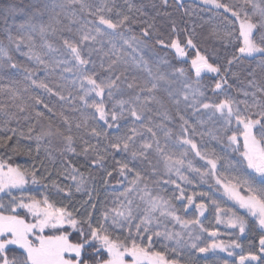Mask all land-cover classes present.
<instances>
[{"label":"snow or ice","instance_id":"obj_1","mask_svg":"<svg viewBox=\"0 0 264 264\" xmlns=\"http://www.w3.org/2000/svg\"><path fill=\"white\" fill-rule=\"evenodd\" d=\"M164 3L167 4V0ZM177 3L183 6L182 0H177ZM200 3L204 6L201 11L213 13L206 23H214L217 16L220 18L219 24L223 26L220 38L226 47L231 46L233 49L225 65L219 64L213 58L214 54L201 51L194 29L187 34L184 47H181L179 40L166 44L158 36L155 38L156 44L171 47L184 58L179 61L180 64L187 63L188 53L185 49H194L190 64L195 78L184 67L156 56L151 44L153 26L147 20L129 15L133 9L141 16L146 15L130 0L128 12L116 10L115 0L111 5L102 3L99 7L85 4L82 0H46L42 7H36L25 21L17 25L15 36L10 29H5L9 48L15 45L17 52L29 60L35 58L45 68L48 64L34 51L36 44L32 37L39 35L44 40L43 46L57 54L51 62L56 66L62 65V73L71 74L61 76L68 83L59 85L55 91L44 83L37 86L45 88L61 102H73V111L79 112L81 116L75 128H83L90 138L79 136L82 145L78 152L72 135L73 125L67 118L62 121L65 126L63 131L59 127L53 131L51 123L45 129L44 126L37 128L36 124L29 122L24 125L27 132L8 127L7 132L12 135L0 136V147L17 135L24 140L34 141V147L29 143L21 148L17 140L13 151H23L30 156L35 151L36 159H39L41 152L53 158V139L63 141L59 159L63 165L64 178L75 182L76 193L87 196V199L82 198L80 204L84 211L74 216L64 206L54 207L50 202L51 189H55L56 195L63 194V198L69 201L73 199L74 193L71 185L59 187L52 172L43 163L41 168L44 171L41 172L35 166L21 170L0 162V193L9 189L7 195L12 198L9 210L15 212L16 208L26 209L35 218L34 223H26L18 214H0V264H125L126 255L133 258V264H143L145 260L150 264H199L197 254H200L204 264H230L219 257L210 260L208 254L214 255L216 250L226 252L229 257L237 256L238 264H245L246 261L264 264V0H200ZM74 5H79L80 11L87 10L93 19L80 21L76 29L70 26L60 29L61 33L67 31L72 34L58 36L62 48L66 50L62 51L47 43V36L49 30L53 35L57 33L53 24L60 23L58 17L61 14L75 17ZM2 10L5 18L23 12L15 3H4ZM49 10L53 14L48 21L38 19ZM113 12L115 19L108 15ZM72 22L76 23V20ZM133 24L145 25L140 29L139 36L132 33ZM176 31L173 24L172 32ZM25 32L29 41L25 45L28 48L26 52L22 48ZM117 41L121 44V51L123 45H127L132 52L143 53L147 50L151 53L155 57V73L152 68H148L146 77L131 74L141 63L147 67L148 60L140 55L139 63L135 57L131 63L122 61L116 55ZM105 43L111 46V55L103 50ZM94 53L99 56V62L93 59ZM112 56L116 58L112 59ZM3 57L6 59H0V79H4L6 73L10 76L11 70H22L25 79L31 80L32 84L37 83L31 79L34 70L14 62L10 52L0 43V58ZM245 64L248 67H244ZM240 73L250 77L246 79L247 87L234 88V83L230 81L244 82L241 81ZM206 80L211 82L205 83ZM17 83L12 81L13 86L6 90L0 87V92L7 91L11 95L12 107L17 109L12 112L0 107V116L6 125L12 120L18 126L21 120L29 121L27 115L18 117V113L28 111V106L23 103L19 89L14 86ZM27 91L25 88L24 92ZM158 92L166 93L168 103L175 108V114L158 97ZM34 100L36 104L43 103L38 97ZM77 100L79 104L74 103ZM44 108L56 114L49 104L44 103ZM193 115H196L201 127L209 122L210 127L201 131L190 123ZM36 116L43 117L44 113L37 111ZM174 126L177 129L175 131ZM197 135L201 140L194 139ZM205 135L210 137L209 141L203 140ZM240 137L243 139L242 148ZM92 139H95V144ZM211 141L216 142V147H209ZM229 150L239 153L242 160L233 162L228 159ZM67 153L83 156V164L93 171L103 169L100 180L103 194L118 193L109 197L110 204L109 199L102 198L101 191L95 185L91 189L87 187L88 182L83 179V173L70 160H65ZM192 153L203 164L194 166L192 159H188ZM108 157L112 160L111 170L106 162ZM241 164L259 177L260 183L244 174ZM182 169L196 173L199 182L207 185L208 191L194 192V195L207 198L214 208L215 223L238 230L236 238L227 242L213 240L209 243L205 240L197 243L201 241L202 233L216 238L220 232L210 230L200 220L199 217L204 216L208 209V203L204 199L196 203L194 195L186 194V188L182 185L193 184L195 178L189 179ZM113 172L122 180L116 179ZM90 179H94L91 174ZM113 180L122 188L114 186ZM29 182L41 184L48 190L41 194L42 199L28 195L27 200L30 202H23V198L18 199L13 195L11 189H23ZM170 185L174 187H167ZM168 192L171 193L170 197L165 195ZM137 196L141 203L135 202ZM223 197L254 219L249 221L234 208L223 207L220 203ZM173 201H179L180 204L177 206ZM192 205L199 213L196 218L186 219L177 214L179 209L187 213ZM221 213L227 216L226 220L221 219ZM170 222H174L173 227L179 224L181 231L170 230ZM66 224L72 231L67 230ZM252 227L260 230L259 254L251 250L245 254L244 245L239 239ZM45 228L60 231L59 234L43 235ZM73 235L74 241L70 240ZM155 244L161 245L160 250H154ZM189 248L191 251L187 252L186 258L178 259L182 251ZM236 249L241 251L237 253ZM168 252L173 255L170 257Z\"/></svg>","mask_w":264,"mask_h":264},{"label":"trees","instance_id":"obj_2","mask_svg":"<svg viewBox=\"0 0 264 264\" xmlns=\"http://www.w3.org/2000/svg\"><path fill=\"white\" fill-rule=\"evenodd\" d=\"M98 3H106L108 5H111L113 3V0H96ZM128 2L129 0H115V4L117 6L116 10L128 12ZM132 4H134L137 8H140L143 13H146V15L141 16L140 13L136 12L135 9H133L132 12L129 13V15L137 17L141 20H147L149 25H152L153 28V40L151 42L152 47L154 48L156 52V56L160 58H164L169 60L173 64H177L178 67H184L186 71L191 72L193 78H195V72L194 69L191 68L190 61L192 58H194V49L186 48L185 51L188 53L187 57V63L180 64L179 61L182 60V57H180L176 50L171 47H162L159 44L155 43V38L158 36L160 39H163L166 44H170L172 40H179L181 43V47H184L187 40V34L193 32V29L195 30L194 34L196 37V41L198 44V47L201 49V51H207L209 54H214L213 58L217 60V62L221 65L226 64V59L231 58L233 49L231 46H225V42L221 40L220 36L222 33V25L219 24V17L217 16L215 18L214 23H206L205 21L208 20L210 16L213 15L212 12L208 11H201V8L204 6L200 3L198 0H185L182 2V7L178 5L177 0H167V4L164 3V0H130ZM224 2H232V0H224ZM4 3H15L17 4L22 10V14L16 15V16H8L5 18L4 12L2 10ZM33 0H0V43H2L6 50L10 52L12 55L13 61L17 64L21 65L22 67H27L30 70H34L32 72V80H36V84H32L31 80L25 79V73L20 70H11V75L9 76L7 73L5 74L4 79H0V87H4L5 90L9 86L12 85V81H17L18 83L14 86L19 89V92L22 97V101L25 105L28 106V111L25 113H18L19 115H27L29 116V121L21 120L20 125L18 126L15 120H12L9 124L4 123V118L0 116V136L12 135L10 132H7L8 127L17 128L18 132L20 130H23L27 132V128L24 127L27 123L31 122L33 124L37 125V128L44 126L45 129L47 128V125L49 123L52 124L53 131L56 130L57 127H59L62 131L64 130L65 126L63 125L62 121L64 118H67L70 123L73 125L72 135L74 139L76 140V148L79 152L80 147L82 145V141H80L78 138L80 135H84V137L90 138L89 135L84 131V129L77 130L75 128V124L80 122L81 116L80 113L77 111H73V102H61L58 100V97L50 95L45 88L38 87L37 85L40 83L47 84L48 87L52 88L54 91L57 90L58 86L61 84H67V81H64L61 79V76H70V73H62V65L56 66L54 65L52 61V57L57 55L56 53L50 52L47 47L43 46V43H39L38 46L35 47L34 51L37 55H40L41 58L45 61V63L48 64V67L45 68V66L42 64L43 67L37 68L38 62L33 58L32 60H29L27 57L21 55L19 52L15 50L13 46L10 48L7 47V39H6V32L5 29H10L12 34H17V25L22 23L28 18V15L34 10L33 9ZM113 19H115V12L109 13ZM44 21L46 22L48 18L46 16L43 17ZM76 20V23L73 25V19L70 21H67V23L72 26L73 29H76L80 26V21L84 20L82 17L74 18ZM62 20V18H61ZM175 24L177 31L172 32V26ZM63 20L61 24V29H64ZM143 24H133L132 25V33L136 35H140V29L144 27ZM215 29V31H214ZM111 31V30H108ZM219 33V35H218ZM68 32L63 31L60 32L59 35L67 36ZM51 37L50 40L47 42L51 44L53 47H59L62 51H66L62 48V41L58 39L57 36ZM72 35V34H71ZM97 48L100 47L99 44L96 45ZM121 44L119 41H117V50L116 55L121 57L122 61H128L131 63L134 56L129 55L132 54L129 52V49L127 48V45H123V50L121 51ZM23 50L26 52L28 51V48ZM103 50L105 52H109V55H111V46L105 43ZM101 53L100 55H102ZM137 55H141L138 52H136ZM147 55L149 54L146 53ZM150 56L145 59L148 60V66L145 67L142 63L140 64L139 68H135L134 72L131 74H135L140 77H146L145 72L148 70V68L153 67L154 59L155 57L152 56V54H149ZM238 55V53H237ZM107 59V57H104ZM115 56H112V59H115ZM0 59H6V57L0 58ZM93 59H97L99 62V56L97 54H93ZM139 63V59L136 60ZM122 66V65H121ZM244 67H248L247 64L244 65ZM236 70L235 68L233 69ZM137 71V72H135ZM138 71H141L142 74H139ZM155 73V70L153 71ZM51 73V74H49ZM208 76H211L207 74ZM241 81H244L243 83L240 81H230L234 83V88L236 87H247L246 79H250V77H246L244 73H240ZM257 80H260V74L259 70H257ZM210 80H206L205 83H210ZM27 88L28 91L25 93L24 89ZM65 95H67L66 89H64ZM75 90L73 91V95H75ZM235 94V92L233 93ZM158 97L162 99L167 107L170 109L172 114H175V108L173 105L168 103V98L166 93L158 92ZM40 98L43 103L36 104L34 98ZM21 101H16V103H20ZM44 103L49 104L51 107H53L54 112L56 113L53 115L52 113H49L47 109L44 108ZM74 103L79 104L80 102L77 100ZM13 101L11 98V95L5 92H0V107H5L6 111H12L16 112L17 109L12 107ZM153 107H158L157 105H153ZM40 111L44 113L43 117H37L36 112ZM189 112L191 113V109H189ZM196 115H199L198 113ZM196 115H193L190 117V123L194 124L195 126L199 127L201 131H204L205 128L210 127V122L205 124L203 127L199 125V122L196 120ZM50 118V119H49ZM175 129L174 126V131ZM195 140L199 141L201 140V137L199 135L195 136ZM210 137L205 135L203 140L209 141ZM17 140L20 141L21 148L26 146L29 143L33 144L34 147V141H27L23 138L17 136H14L12 140L7 141L5 146L0 147V162H4L8 166H14L19 167L21 170L24 169H31L33 166H35L37 169H39L41 172L44 171L43 168H41V163H43L48 171L52 172L53 177L57 181V184L59 187L64 188L66 186L71 185L73 190V199L69 201L66 198H63V194L56 195L55 189H51V185H49V188L51 189L50 192V200L55 201L53 202L55 207L64 206L67 207V209L71 210L74 213H77L78 216L79 213H82L84 211L83 208L80 207V204L82 203V198L87 199V196L84 195V193H76L75 187H74V181L71 179H65V173L63 170V165L60 162L59 159V153L60 149L63 147L64 142L60 140L53 139L52 149H53V158H48L47 155L43 152H41V155L39 159L35 158V151H33L32 155H28L27 153L23 151H13V148L16 146ZM92 143L95 144V139H92ZM209 147H216V142L211 141L209 144ZM194 155V153L190 154ZM65 160L69 161L72 165H75L81 173H83V179L87 181V187L92 188L93 185L96 186V189L98 191H101L102 198L107 199V196H110L111 194H114L112 192H108L107 194H103V189L100 187V180L102 177L103 169H99V165L96 166L98 171H93L92 169L86 167L83 164L84 157L83 156H74L72 153L65 154ZM228 159L232 160L233 162L242 160V157L239 155V153H233L231 150L228 152ZM189 159V158H188ZM106 162L108 163L109 170H111L112 167V160L111 157H108ZM195 164H198L199 161H194ZM162 167V164H161ZM241 170L246 175H251V177L255 178L256 183H260V178L256 177L254 173H251L250 170H247L243 164L240 165ZM182 171H185V174L187 175L186 169H182ZM59 173V175H58ZM90 174L94 179H90ZM113 176L116 177V179L122 180V178L117 177L116 173L113 172ZM175 178V177H173ZM32 184V183H30ZM112 184L116 187L122 188V185H117L116 180L112 181ZM34 187H32L33 190H39L40 188H43L41 184H33ZM186 187V185H182ZM39 187V188H37ZM44 189V188H43ZM48 191V190H45ZM166 195V194H165ZM174 204H178L179 202L174 201ZM0 204H2L4 207L0 208V213L5 215H15L18 214L20 218L25 219L26 223H33L29 213H27L26 209L16 208L15 212H11L9 210L10 208V201H7L6 198L0 197ZM68 231H72L70 228L66 226ZM60 230H54L49 229L47 232H44L43 235H49L52 233L59 234ZM259 233H255V231L249 230V235H244L240 239V242L243 243L244 247H248L251 251L259 254V236H260V230L257 229ZM238 232V230H237ZM32 239V237H30ZM219 239V238H218ZM217 241H221L218 240ZM70 240H75V235L70 236ZM224 241V240H223ZM15 247V246H10ZM106 255V254H105ZM199 260L201 257H198ZM209 258L214 259V257ZM201 261V260H200ZM199 264H204L203 262H200ZM259 263V262H258Z\"/></svg>","mask_w":264,"mask_h":264},{"label":"rangeland","instance_id":"obj_3","mask_svg":"<svg viewBox=\"0 0 264 264\" xmlns=\"http://www.w3.org/2000/svg\"><path fill=\"white\" fill-rule=\"evenodd\" d=\"M183 1H185V0H182V2ZM198 1H200V0H198ZM45 2H46V0H33V4H34L33 5L34 6L33 9L35 10L36 7H42ZM82 2L85 3V4H93L95 7L102 6V3H100V2L98 3L96 0H82ZM73 9H74V11L76 13V15H75L74 18H79L80 19L82 17L84 20L85 19L86 20H92L93 19L92 16H89L87 14V10L80 11L79 5H74L73 6ZM56 11L59 12V9H56ZM52 14L53 13L50 10L49 11H45L44 15L42 17H38V19L44 20V18H43L44 16H46L47 18H49V16L52 15ZM61 18L63 20V25L62 26H64V28L66 26H70L67 23V21H70L71 19H74L73 17H69L67 15L61 14L58 17L60 23L59 24H56V23L53 24V27H55L57 29V33L55 35H59V33H60L61 24H62ZM72 26H74V23H73ZM72 26H70V27H72ZM55 35L51 34V30H49V35L47 36V42L50 40L51 37H55ZM69 35H71V34L68 33L67 36H69ZM32 40L35 42L36 46H38L39 43H43V45H44V40L39 35H34L32 37ZM28 42H29L28 41V36H27V33L25 32V44L22 45V48L26 49L27 47L25 45H27ZM12 46L15 48V45H12ZM7 47H8V43H7ZM129 52L132 53V54H129V55L134 56L136 58V60H137V58L139 59L140 56L137 55L136 52H132L131 49H129ZM146 53H148L147 50H145L143 53H139V54L144 55L146 58H148L150 56L149 55L150 53L148 55ZM182 59H184V58L182 57ZM152 65H153L152 70L154 71L155 70L154 63ZM40 67H43L42 64H37V68H40ZM147 71L148 70H146V72H145V75L146 76H147ZM135 72H137V71H135ZM138 73L139 74H142L141 71H138ZM239 143H240V147L242 148V144H243L242 137L239 138ZM188 158L189 159H192V162H193V165L194 166H197L198 167L201 164H203V161H200L198 157H195V154L194 155H190ZM194 161H197V162L199 161V163L198 164H195ZM6 166H8V165H6ZM12 167H14V166H12ZM6 170H7V168H5V171ZM187 175H188L189 179L195 178V179H193V184L186 185V187H185L186 188V194L187 195L193 196L194 195V192L208 191L207 185L202 184V183L199 182V177H198V175L196 173L187 172ZM250 178H252L251 175H250ZM77 179H80V177L77 176ZM30 183L31 182H29V184L25 185V187L23 189H11V192L18 199L23 198V202H30V201L27 200V196L28 195H34L38 199H42V195L41 194L46 192L45 189L40 188L39 190H33L32 187H34V185L33 184H30ZM74 184H75V182H74ZM167 187H170L171 188V187H174V186H171L170 185V186H167ZM37 188H39V187H37ZM8 191H9V189H6L4 193H0V197L2 199L3 198H6L7 201H10L11 202V199L12 198H11V196H8L7 195V192ZM241 192L243 194V190H241ZM165 194L168 195L169 197L171 196V193L170 192L165 193ZM114 195H118V193H114V194H111L110 196H107L108 197L107 199H109V197H112ZM216 195H218V194H216ZM202 199H204V201L206 203H208V209L204 213V216H200L199 218L204 223V226L205 227L209 228L210 230H213V229L218 230L220 232V235L218 237H216V238H212V237H208L207 236V233H202L201 234L202 239H201V241H198L197 243H203L205 240H207V242L211 243V242H213V240H217L218 238H219L218 240H222V241L224 240L225 242H227V241H230V240L236 238V236L238 235V232H237L236 229H229L224 224H219L218 225V224L215 223V212H214V208L211 205V203L207 201V198H201L199 195H194V200H195L196 203L201 202ZM50 202H52V200H50ZM53 202L55 203V201H53ZM135 202L136 203H141V201L139 200V197L138 196H137ZM177 202H179V201H177ZM110 203H111V200L109 199V204ZM185 203H186V201H185ZM220 203H221V205L223 207H232V208H234L240 215L245 216L247 219H249V221H252L254 219V218L248 216V214H247V212L245 210L239 209L238 205H235L232 201H228L226 197L220 198ZM179 204H180V202L177 204V206ZM65 208H66V210L71 211V210L67 209V207H65ZM76 214L77 213H74L73 212V215L74 216H77ZM177 214L178 215H181L183 218H186V219H194L197 216H199V213H197L195 211V205H192L191 207H189L187 213H185L183 211V209H179V211L177 212ZM220 216H221V219L222 220H226L227 219V216L224 213H221ZM30 218H31L32 222L34 223L35 222V218L32 217L31 215H30ZM205 218H207V219H205ZM173 224H174V222L168 223V228L170 230H173V231H181V227H180L179 224H175V227H173ZM66 226H67V224L65 225V227ZM192 227H196V226H192ZM49 229H51V228H45L44 232H47ZM257 229L258 228H256V227H252L250 229V231H253L254 230L255 233L257 234V233H259L257 231ZM229 233H231L232 235H229ZM248 233H249V230H246L245 235H249ZM130 246L131 245H129V247ZM160 248H161V245L160 244H155L154 245V250H160ZM250 249L246 246V247H244L243 251L246 254ZM146 250H149L150 251V249H146ZM189 251H191L190 248L183 250L182 253H181V256L178 257V259H180V260L185 259L186 256H187V252H189ZM235 251L237 253H239L241 250L240 249H236ZM168 255L171 257L173 254L171 252H168ZM208 255L210 257H219L221 260H227V261L230 262V264H238V257L237 256L229 257L226 252H220L219 250H216L215 253H214V255H213V253H209ZM199 256H200V254H197V257H196L197 260L198 261L201 260L200 262H203L202 259L199 260V258H198ZM210 260H211V258H210ZM125 264H133V258L131 256H127L126 255L125 256ZM143 264H150V262L148 260H145V261H143ZM245 264H259V263L258 262H247L246 261Z\"/></svg>","mask_w":264,"mask_h":264},{"label":"water","instance_id":"obj_4","mask_svg":"<svg viewBox=\"0 0 264 264\" xmlns=\"http://www.w3.org/2000/svg\"><path fill=\"white\" fill-rule=\"evenodd\" d=\"M209 75H211V74H209Z\"/></svg>","mask_w":264,"mask_h":264}]
</instances>
